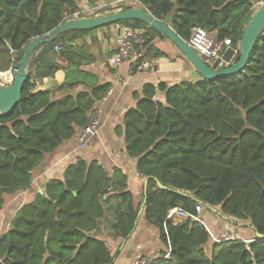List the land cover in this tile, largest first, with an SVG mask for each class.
Segmentation results:
<instances>
[{"label": "trees", "instance_id": "obj_1", "mask_svg": "<svg viewBox=\"0 0 264 264\" xmlns=\"http://www.w3.org/2000/svg\"><path fill=\"white\" fill-rule=\"evenodd\" d=\"M134 1L186 41L194 28L202 27L220 40L230 37L235 48L252 12L264 3ZM81 10L79 0H0V50L8 47L13 52L0 69L10 67L12 59L18 63L34 37ZM115 24L143 28L147 52L154 37L167 38L140 20ZM92 31H71L40 46L22 100L9 113H0V210L6 195L31 188L33 171L45 155L86 126L97 103L106 97L110 83L62 98H54L51 90L35 91L37 81L60 68L45 59L56 52L55 45L62 44L58 55L70 59L74 41ZM79 55L84 57L86 52ZM159 89L163 96L155 85H145L143 96L136 94V106L125 114L127 153L137 158L139 175L150 177L140 202L136 205L128 176L120 168L110 173L97 160L79 158L66 168L62 179H50L43 193L17 211L10 229L0 237V264H113L106 241L92 235L112 198L116 199L115 227L123 238L133 233L146 200V220L158 229L169 249L168 257L163 253L151 264H264V238L255 236L250 245L240 240L212 242L205 227L191 218L167 219L172 208L195 212L201 203L207 209L218 207L237 221L249 220L252 229L264 235V34L240 73L160 84ZM158 181L166 188H160Z\"/></svg>", "mask_w": 264, "mask_h": 264}, {"label": "crops", "instance_id": "obj_2", "mask_svg": "<svg viewBox=\"0 0 264 264\" xmlns=\"http://www.w3.org/2000/svg\"><path fill=\"white\" fill-rule=\"evenodd\" d=\"M87 2V0H79L81 7L86 6ZM122 26L112 24L77 38L73 43V50L68 53L70 59L59 56L57 51L45 56L49 65L53 63L60 68L53 76L37 81L35 91L51 90L54 98H62L76 95L81 91H89L95 85L110 83L111 93L108 92L107 96L96 105V108H101L103 111L102 126L89 138L84 149L79 148L78 135L82 131V128H79L73 138L64 141L56 151L45 155L43 162L33 171L30 189L6 195V202L0 210V237L10 229L11 222L20 207L33 201L38 193H43L50 179H62L66 168L76 163L79 158L89 162L97 160L110 173H113L115 168H120L128 176L129 188L135 196L136 205L140 202L145 179L137 171V158L130 157L127 153L124 133L125 114L136 106V94L143 96L145 85H155L157 94L160 91V95L163 96V92L159 89L160 84L195 82L201 79V75L169 38L159 37L153 38L152 49L147 52L149 59L156 60L154 70L137 68L133 71L135 65L132 62L113 67L109 63V58L115 51L116 38ZM40 50L41 48H38L35 51L33 58ZM83 50L86 56L80 57L79 53ZM158 51L165 55L158 56ZM0 52V65L5 67L8 57L13 52L8 47L1 48ZM14 61L12 59L10 67L6 70L0 69L3 83L12 81V72L16 65ZM115 203V198L106 202V214L101 220V225L92 232L94 237L108 244L114 257L113 264H133L138 257L154 259L163 253H169L168 246L161 240L158 229L146 220L145 209L138 214L133 233L126 238L120 236L115 227L116 218L112 209ZM210 210L211 212H208L205 208L203 216L215 232L232 231L241 239L256 236L249 220L237 221L233 217L224 216L218 207Z\"/></svg>", "mask_w": 264, "mask_h": 264}, {"label": "water", "instance_id": "obj_3", "mask_svg": "<svg viewBox=\"0 0 264 264\" xmlns=\"http://www.w3.org/2000/svg\"><path fill=\"white\" fill-rule=\"evenodd\" d=\"M123 20H140L145 22L148 26L169 38L202 77L206 79H219L236 75L248 65L260 36L264 34V4L254 9L245 27L243 36L237 44V50L240 54L238 61L220 70L208 66L205 58H202L170 24L154 16L142 5L101 16L70 18L50 32L34 37L27 45L22 59L14 66L12 81L10 83L0 81V113H9L22 100V90L29 78L31 61L35 51L40 46L52 42L71 31L95 30ZM160 94L161 92L158 91V95ZM149 179L150 177L145 178V193L148 190ZM158 184L160 188H166L160 181H158ZM145 204L146 200L139 214L143 211ZM256 237L264 238V235L256 233Z\"/></svg>", "mask_w": 264, "mask_h": 264}, {"label": "built area", "instance_id": "obj_4", "mask_svg": "<svg viewBox=\"0 0 264 264\" xmlns=\"http://www.w3.org/2000/svg\"><path fill=\"white\" fill-rule=\"evenodd\" d=\"M262 3L260 2L259 5ZM81 13L82 12H78L75 16H80ZM145 32L143 28L122 26L116 38V48L109 58V63L113 67H118L123 63L132 62L136 64L138 70H154L156 60L148 58V45ZM187 42L202 58H205V62L208 66L216 70L227 68L238 61L239 52L237 48L233 47L230 37L220 40L217 38L215 32H209L205 28L196 27L193 29L192 35ZM54 49L57 52H61L63 50V45L57 44ZM2 80L3 76H0V81ZM110 93L111 92H109V94ZM102 113L103 111L101 108H96L94 113L90 116L86 126L82 128L81 133L78 135L79 148L84 149L87 146L89 138L100 130L102 126ZM204 209L201 203L196 204L195 212H189L184 208L175 207L169 210L167 219L176 220L181 217L191 218L205 227L212 242L240 240L250 245L257 240L256 237L241 239L234 232L228 230L215 232L203 216ZM247 249H250L249 246H247ZM168 256L169 253L166 254V257ZM152 260L153 258L138 257L134 260L133 264H151Z\"/></svg>", "mask_w": 264, "mask_h": 264}, {"label": "rangeland", "instance_id": "obj_5", "mask_svg": "<svg viewBox=\"0 0 264 264\" xmlns=\"http://www.w3.org/2000/svg\"><path fill=\"white\" fill-rule=\"evenodd\" d=\"M263 4L264 3H262L261 5ZM134 6H140V4L134 0H103V1L101 0L99 3L97 2L96 4H90L87 2L86 6L81 7L82 13L80 14V16H74L73 18L87 17V16H101ZM208 212H211V210L208 209Z\"/></svg>", "mask_w": 264, "mask_h": 264}]
</instances>
